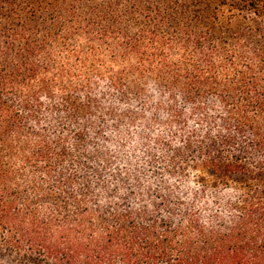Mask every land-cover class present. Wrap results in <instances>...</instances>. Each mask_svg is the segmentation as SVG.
Returning <instances> with one entry per match:
<instances>
[{
	"label": "trees",
	"instance_id": "1",
	"mask_svg": "<svg viewBox=\"0 0 264 264\" xmlns=\"http://www.w3.org/2000/svg\"><path fill=\"white\" fill-rule=\"evenodd\" d=\"M0 257L264 264V0H0Z\"/></svg>",
	"mask_w": 264,
	"mask_h": 264
},
{
	"label": "rangeland",
	"instance_id": "2",
	"mask_svg": "<svg viewBox=\"0 0 264 264\" xmlns=\"http://www.w3.org/2000/svg\"><path fill=\"white\" fill-rule=\"evenodd\" d=\"M0 264H17V263L12 261L11 258L0 257Z\"/></svg>",
	"mask_w": 264,
	"mask_h": 264
}]
</instances>
